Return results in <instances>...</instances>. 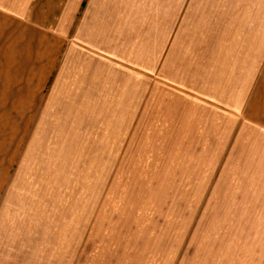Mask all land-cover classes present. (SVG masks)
Listing matches in <instances>:
<instances>
[{"label":"rangeland","instance_id":"374dc122","mask_svg":"<svg viewBox=\"0 0 264 264\" xmlns=\"http://www.w3.org/2000/svg\"><path fill=\"white\" fill-rule=\"evenodd\" d=\"M52 1L63 23L68 0ZM120 65L86 85L78 65L55 80L60 64L38 92L0 81L19 85L0 101V264H264V139L191 127L205 122L190 104Z\"/></svg>","mask_w":264,"mask_h":264},{"label":"crops","instance_id":"0c3cea01","mask_svg":"<svg viewBox=\"0 0 264 264\" xmlns=\"http://www.w3.org/2000/svg\"><path fill=\"white\" fill-rule=\"evenodd\" d=\"M78 4L65 3L63 24L51 21L52 0H0L3 89L4 80L27 79L37 81L30 85L38 92L60 64L63 71H54L55 80L75 65L85 73L86 85L98 73L102 79L105 68L118 78L122 61L128 71L138 67L165 83L176 105L190 104L196 121L205 122L191 127L224 128L222 139H264V0H89L75 41L67 43L63 31L72 26ZM140 56L143 61L136 59ZM25 64L31 68H18ZM18 86L13 82L12 93L1 90L0 101L18 95ZM85 89L83 95H103L95 86ZM55 111L49 99L43 109L48 114L40 117L44 128L52 125ZM20 250L12 256L29 254Z\"/></svg>","mask_w":264,"mask_h":264}]
</instances>
